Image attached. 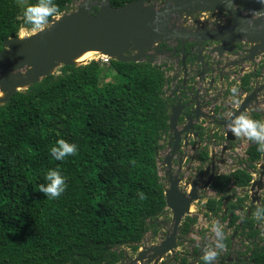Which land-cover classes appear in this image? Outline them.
Segmentation results:
<instances>
[{
    "label": "trees",
    "instance_id": "1",
    "mask_svg": "<svg viewBox=\"0 0 264 264\" xmlns=\"http://www.w3.org/2000/svg\"><path fill=\"white\" fill-rule=\"evenodd\" d=\"M75 1L55 0L60 15ZM21 27L30 29L18 0H0V52ZM167 82L148 61L93 59L0 102V264H114L121 246L142 239L166 205L157 150L169 121ZM60 138L77 145L75 156L51 157ZM257 147L250 161L261 157ZM53 168L67 183L57 199L38 191ZM251 179L244 171L236 183Z\"/></svg>",
    "mask_w": 264,
    "mask_h": 264
},
{
    "label": "flooded vegetation",
    "instance_id": "2",
    "mask_svg": "<svg viewBox=\"0 0 264 264\" xmlns=\"http://www.w3.org/2000/svg\"><path fill=\"white\" fill-rule=\"evenodd\" d=\"M221 1L226 4L225 0ZM231 4L234 15L219 9L221 12L216 14L191 19L194 27L187 30H229L235 25L236 16H239L241 26L249 25L258 36H264L261 33L264 31V3L258 0H231ZM175 14L172 15L169 26L186 29L181 27L182 22L175 24L172 21ZM191 14L186 13L185 17H195ZM238 41L241 43L230 45L231 42ZM256 43L262 44L263 49L259 52H264L262 40H225L212 36L200 42V38L192 37L187 38L183 46L179 38H173L167 44L152 45L153 55L142 58V61L160 67L168 80L165 98L168 101L169 121L157 150V160L161 159L163 166H166L168 185L170 186L171 180H176L180 191L192 200L189 213L182 217L179 224L172 250L161 255L156 253L157 246L173 230L174 214L166 202L140 241L120 247L124 254L114 264L124 261L127 264H204L201 259L204 248L214 246L215 237L210 231L213 221L224 225L226 234V247L213 264H264V220L256 221L252 216L257 207H264V170L261 167L262 177L259 178H253L255 172L243 167H236L229 173L224 171L230 164L236 165L231 161L230 154L241 151L239 147L242 143L241 139H237L229 131V118L237 114L250 93L255 91L257 96L260 91L250 90L249 94L245 91V87L248 89L249 76L245 74L244 64L252 61L259 53L248 58ZM162 56L176 60L178 66L169 65L168 70L165 64L154 61ZM237 67L241 75L236 76L239 102L233 103L229 83L236 79L234 74ZM257 74L255 70L254 76ZM174 112L177 113L176 127L170 124V117ZM253 145L258 146L250 141L247 150H242L251 168L256 165L260 167L258 162L262 160L264 163V153L255 162L249 160ZM238 171L250 174L252 179L249 185L241 186L236 183V176L241 175ZM157 236L161 238L147 244Z\"/></svg>",
    "mask_w": 264,
    "mask_h": 264
},
{
    "label": "water",
    "instance_id": "3",
    "mask_svg": "<svg viewBox=\"0 0 264 264\" xmlns=\"http://www.w3.org/2000/svg\"><path fill=\"white\" fill-rule=\"evenodd\" d=\"M100 1H105L106 4L98 5ZM145 2L150 0H136L119 8H113L109 0H83L77 11L62 14L60 20L53 22L52 28L45 29L31 38L19 39L17 36L6 40L5 49L0 52L2 89L13 86L14 72L25 66L43 65L40 70H34L28 78L21 79L20 84L28 87L47 75L53 74L51 70L54 62L62 60L64 65L74 64L71 62L74 55L89 50H99L102 55L124 62H140L148 48L170 38H179L183 46L187 38L198 37L202 42L203 39L212 36L225 40L248 38L251 41L264 42V36H258L251 26H241L239 16H236V23L229 30L194 32L169 26L174 13L190 14V9L195 5H199L201 11L221 9L234 15L230 6L221 0H167V5L160 9H154L152 5H147ZM93 6L99 7L96 14L90 13ZM261 33L264 34V31ZM6 45H10L7 50ZM261 47L262 44L253 46L248 58L263 49ZM131 50L137 53L131 54ZM17 90L20 89L13 90L8 97L4 98V102H7ZM255 96V91L250 93L236 115L246 111ZM176 117V112L170 117L172 127H176ZM261 167L264 170V165ZM165 197L167 206L174 214V223L172 232L156 248V253L160 255L169 252L175 246L179 224L182 217L189 213L192 200L180 191L176 180H171L169 188L165 190Z\"/></svg>",
    "mask_w": 264,
    "mask_h": 264
},
{
    "label": "clouds",
    "instance_id": "4",
    "mask_svg": "<svg viewBox=\"0 0 264 264\" xmlns=\"http://www.w3.org/2000/svg\"><path fill=\"white\" fill-rule=\"evenodd\" d=\"M264 3V0H258ZM23 8L24 24L30 26L31 34H38L45 29H50V25L61 19L59 5L55 0H36L35 3H28V0H18ZM228 6L232 7L231 0H225ZM20 39L25 38L24 27L19 30ZM233 103H238L239 84L233 85L229 89ZM229 131L237 139H245L254 141L258 147L257 151L264 153V120L254 119L248 113L241 112L239 115L233 114L228 121ZM50 155L55 160L63 161L69 156H75L78 147L75 143H71L64 138H60L49 149ZM46 184H40L38 191L43 192L50 199L59 198L66 190V177L62 175L59 168L49 169L45 174ZM140 199H147L143 192H139ZM253 219L256 221L264 220V207H257L252 213ZM210 231L214 234V246H206L204 248L201 259L204 264H213L218 258L226 245V234L224 225L219 221H213ZM198 239L197 237H194Z\"/></svg>",
    "mask_w": 264,
    "mask_h": 264
},
{
    "label": "rangeland",
    "instance_id": "5",
    "mask_svg": "<svg viewBox=\"0 0 264 264\" xmlns=\"http://www.w3.org/2000/svg\"><path fill=\"white\" fill-rule=\"evenodd\" d=\"M82 2H83V0H76L73 3L72 9H71V13H74L75 11H77ZM145 3L147 5H152L154 7V9H160V8H162V7L167 5V0H150V2H145ZM98 11H99V7L98 6H93L90 9V13L91 14H96ZM218 12H221V11L220 10H209V11L205 12V11H201L200 7H193L191 9V13L193 15H195V17L194 16L193 17H185L186 13L185 12H180V13H176L173 16L174 19L172 21L175 24H176V22H178V23H180V22H182V23L188 22V23H186V25H183L181 23V27L182 28L188 29V28L194 27V26H192V22L190 21L191 19L196 18V17H201V16L206 17V15H213V14H216ZM64 14H66V13H64ZM164 23H166L165 20H164ZM202 26L203 25H200V27H202ZM50 27L51 28L53 27V23L50 25ZM24 31H25L26 38H31L32 36H34L33 34H31V29L24 28ZM172 39L173 38L167 39V40L161 42V44L162 43L163 44H167V42H171ZM186 41H187V39H186ZM236 43L240 44L241 41L231 42L230 45L231 46H235ZM9 48H10V45H6V50L9 49ZM152 48L153 47L147 49V51L145 53V57L146 58H147V56L153 55ZM102 56L103 55L101 53H96V54H94L93 59L99 60V59H101ZM154 61L156 63H159V64L163 63L167 67L169 65H171L173 67L174 66H178L176 64V60L171 59V58L166 57V56L157 57V58L154 59ZM63 65H64V62L62 60L56 61V62H54L53 68H52L51 71L53 73H58L60 68ZM33 67L34 66H25V67L15 71L14 72L15 80L21 82V79L26 78V77L28 78V76L31 75L33 73V71H34ZM244 68H246L245 69L246 70L245 74L249 76L248 89H246V87H245V91L247 92V94L250 93V90L260 89V91L257 93L256 98L251 102V104H250L249 108L247 109L246 113H248L251 117L253 115H255L256 113L260 114V120H264V52H262V51L259 52L252 61H249V62L245 63L244 64ZM166 69L170 70L169 67L166 68ZM255 70H257L258 74L254 76V71ZM171 72H173V71H169V73H171ZM234 75H235V77L237 75H240L239 67H237V70L235 71ZM237 83L238 82H237V77H236V79H234L232 82L229 83V88H231L233 85H235ZM25 88L26 87L24 85L23 86L21 85V87L19 89L22 90V89H25ZM0 89H2L1 84H0ZM167 91L168 92L170 91V87L167 88ZM241 99H243V98L241 97ZM0 102L3 103L4 99L0 100ZM241 142H242L241 143V147H239V148H241V151L240 150L238 152L234 151V153L230 154L231 161L233 163H236V165L230 164V166L227 167L224 171H225V173H229L232 170H234L236 167H243L245 169H249V170L251 169L250 170L251 172H255V175H252L253 178H259L261 176V172H262L261 164H264L263 160L258 162L260 164V167H257V165H256L254 168H251L250 165L248 164V161H247L244 153L242 152V150H244V151L247 150V147L250 144V141H247L245 139H241ZM238 146H240V145H238ZM240 158H241V160H240ZM162 163L163 162L161 161V159L157 160L159 176H160V180L163 182L165 188H168L169 181H168V176L166 174V170L167 169H166V166H163ZM258 163H256V164H258ZM174 170H175V168H174ZM262 178L264 179V176ZM263 186H264V183H263ZM160 238H161V236H157L152 241H149L147 244H151L152 242H156ZM122 249L125 250V251L127 250V252H130L126 247H122ZM182 249H184V247ZM121 264H127V263L124 261Z\"/></svg>",
    "mask_w": 264,
    "mask_h": 264
},
{
    "label": "bare ground",
    "instance_id": "6",
    "mask_svg": "<svg viewBox=\"0 0 264 264\" xmlns=\"http://www.w3.org/2000/svg\"><path fill=\"white\" fill-rule=\"evenodd\" d=\"M106 2L105 1H100L98 3V5H105ZM19 38V36H18ZM20 39V38H19ZM26 39V36L25 38ZM257 44V43H256ZM96 53H101V51L99 50H89V51H84V52H81L77 55H74L72 58H71V62L74 63V64H84V63H87L89 62L90 60L93 59L94 57V54ZM43 67L42 64L40 65H37V66H34L33 69L35 71H38L40 70L41 68ZM21 87V84L19 81L15 80V84L11 87H8L7 89L3 90V89H0V100H3L4 98L8 97V95L15 89H19Z\"/></svg>",
    "mask_w": 264,
    "mask_h": 264
},
{
    "label": "built area",
    "instance_id": "7",
    "mask_svg": "<svg viewBox=\"0 0 264 264\" xmlns=\"http://www.w3.org/2000/svg\"><path fill=\"white\" fill-rule=\"evenodd\" d=\"M131 52H132L131 54L137 53L136 51H133V50H131ZM111 59L112 58L110 56L103 55L101 57V59H99V60H101L102 62L108 63Z\"/></svg>",
    "mask_w": 264,
    "mask_h": 264
}]
</instances>
